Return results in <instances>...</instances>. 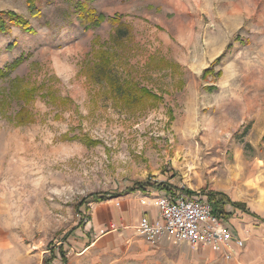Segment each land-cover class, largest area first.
I'll return each instance as SVG.
<instances>
[{
	"label": "rangeland",
	"instance_id": "1",
	"mask_svg": "<svg viewBox=\"0 0 264 264\" xmlns=\"http://www.w3.org/2000/svg\"><path fill=\"white\" fill-rule=\"evenodd\" d=\"M10 2L0 264H222L135 228L79 254L96 199L136 190L211 197L243 241L224 261L264 264V0Z\"/></svg>",
	"mask_w": 264,
	"mask_h": 264
},
{
	"label": "built area",
	"instance_id": "2",
	"mask_svg": "<svg viewBox=\"0 0 264 264\" xmlns=\"http://www.w3.org/2000/svg\"><path fill=\"white\" fill-rule=\"evenodd\" d=\"M153 202L158 218L152 222L144 215L136 226L137 232L150 245L158 244L164 236L191 245L210 246L230 254V243L243 246L241 238L234 239L224 210H214L205 194L154 192Z\"/></svg>",
	"mask_w": 264,
	"mask_h": 264
},
{
	"label": "crops",
	"instance_id": "3",
	"mask_svg": "<svg viewBox=\"0 0 264 264\" xmlns=\"http://www.w3.org/2000/svg\"><path fill=\"white\" fill-rule=\"evenodd\" d=\"M0 10H14V3L10 2L6 5H0ZM154 192H140L139 190L133 192H126L122 195L110 197L94 203L90 208V220L87 229L89 233L84 231L82 235L84 244L82 250L79 252H89L98 246L100 241H106L116 234L124 233V230L135 228L139 219L146 216L150 222L158 218V209L153 202ZM234 239L241 238L240 235L234 233L230 223L227 221ZM171 238L164 236L160 242H167ZM189 244V243H188ZM201 246V245H200ZM201 248H208L211 252L226 260L234 256L235 252L239 250L233 242L230 243V254L222 253L210 246H201ZM234 258V257H233ZM224 259V260H225ZM222 261V264H231L229 261Z\"/></svg>",
	"mask_w": 264,
	"mask_h": 264
},
{
	"label": "trees",
	"instance_id": "4",
	"mask_svg": "<svg viewBox=\"0 0 264 264\" xmlns=\"http://www.w3.org/2000/svg\"><path fill=\"white\" fill-rule=\"evenodd\" d=\"M25 1H26V4H27L28 8L30 9V11H35L36 10L34 0H25ZM89 12H90V17H93L92 11L90 10ZM4 14H5V12L3 10H0V30H3V31L6 30L5 22H4L3 17H2V15H4ZM7 14H8V17H9L11 23L23 26L24 29L27 28V26H28L27 22H23V21L19 20L20 17L18 16V14H15L13 12H9ZM16 17H18V19ZM101 18H102L101 15L97 16L98 22H100ZM111 21L115 22L116 21L115 17L111 18ZM18 61H19V59H16L15 61H12V63L9 64L8 68H14ZM262 140L264 142V133L262 135ZM105 198L106 197H102V198H98L96 200L97 201H102ZM209 199L212 200L211 197ZM212 202H213V208H214L215 211L216 210H222L223 206L221 204H219V203H217L215 201H212ZM224 202L229 203L230 205L233 206L234 209H238V210H240L244 206L242 203H239V202H232V201H229V200H225Z\"/></svg>",
	"mask_w": 264,
	"mask_h": 264
}]
</instances>
